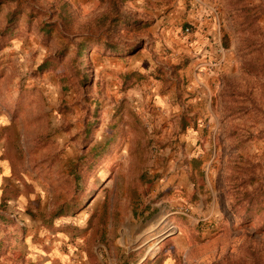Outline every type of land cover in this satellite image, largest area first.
I'll return each instance as SVG.
<instances>
[{"label":"rangeland","instance_id":"obj_1","mask_svg":"<svg viewBox=\"0 0 264 264\" xmlns=\"http://www.w3.org/2000/svg\"><path fill=\"white\" fill-rule=\"evenodd\" d=\"M0 264H264V0H0Z\"/></svg>","mask_w":264,"mask_h":264},{"label":"crops","instance_id":"obj_2","mask_svg":"<svg viewBox=\"0 0 264 264\" xmlns=\"http://www.w3.org/2000/svg\"><path fill=\"white\" fill-rule=\"evenodd\" d=\"M192 40L196 41V43H199V39H198V35H191ZM201 44H204L203 42H201ZM143 63H140V65H135L133 68L130 67V72H134V71H141V66H143L145 63L148 64V61L146 59H142ZM154 100H153V105H163L165 103V99H161L160 97H158V89L154 95ZM143 101V96L139 95L138 100L136 101L138 105H143L142 103Z\"/></svg>","mask_w":264,"mask_h":264}]
</instances>
